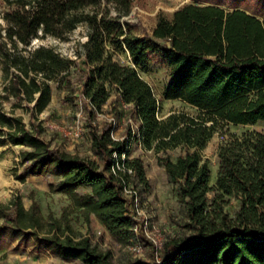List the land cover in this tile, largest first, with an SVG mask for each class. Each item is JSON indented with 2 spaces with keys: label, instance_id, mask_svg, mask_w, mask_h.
<instances>
[{
  "label": "trees",
  "instance_id": "obj_1",
  "mask_svg": "<svg viewBox=\"0 0 264 264\" xmlns=\"http://www.w3.org/2000/svg\"><path fill=\"white\" fill-rule=\"evenodd\" d=\"M2 2L0 142L25 147L20 152L25 174L57 178L49 191L65 195L69 204L59 217L44 216L35 200L25 207L14 195L0 202V238L82 264H113L109 250L74 231L69 215L77 212L85 222L94 216L121 246L135 240L137 222L124 190L132 176L147 182L141 160L128 156V141L135 135L147 150H183L175 159L166 155L158 162L175 185L192 233L165 239L161 264H264V17L239 8L228 11L219 3H185L170 15L159 14L150 32L134 33L138 26L126 17L136 0ZM78 27L85 28V40L76 58L33 43L48 37L67 40ZM122 52L129 64L117 59ZM152 61L169 71L164 99L187 103L194 113L158 117V100L139 74ZM51 81L76 86L95 158L52 147L41 135L38 115L51 101ZM113 91L137 123L136 134L128 130L131 138L114 139L112 122H94ZM17 108L29 112L28 123L15 114ZM229 124L251 129L238 135L229 132ZM218 131L222 140L212 188L200 151ZM225 197L239 201L233 214L225 210ZM133 264L155 261L139 258Z\"/></svg>",
  "mask_w": 264,
  "mask_h": 264
},
{
  "label": "rangeland",
  "instance_id": "obj_2",
  "mask_svg": "<svg viewBox=\"0 0 264 264\" xmlns=\"http://www.w3.org/2000/svg\"><path fill=\"white\" fill-rule=\"evenodd\" d=\"M185 3L205 5L208 3H219L225 10L233 8L243 9L258 18L264 17V0H136L131 13L126 17L137 24L138 29L134 33L150 32L159 14L170 15L174 10ZM5 10V5L0 0V12ZM1 23V19H0ZM85 28L78 27L67 40H58L48 37L44 40H34L35 44H45L54 47L61 54L76 58L79 43L85 40ZM120 63L129 64L127 53L116 55ZM78 60V59H77ZM139 74L146 80L158 100L157 115L165 117L172 111H183L194 113L196 110L180 100H166L163 97L164 90L169 80V71L164 66L152 61L148 62ZM3 86V75L0 66V91ZM52 96L47 108L38 115V122L44 130L41 135L52 147H58L68 152H75L81 157L95 158L90 145L89 126L87 114L79 101V93L76 86L65 88L57 81L50 82ZM10 102L4 103L5 110H9ZM16 115L22 116L28 123L29 112L22 108L15 110ZM132 118V124L127 119ZM112 122L114 126L113 136L116 139L131 138L128 130H134L136 125L131 115L130 106L122 105L116 95L112 92L108 98L103 112L95 114L94 122ZM230 133L241 134L251 129L250 126L229 124ZM134 136V137H133ZM222 140L220 131L216 132L200 151L206 160L210 170L209 186L214 188L216 172L218 168L217 147ZM25 147L13 145L3 139L0 142V179L3 186L0 187V202H8L14 195L21 197L25 207L35 200L44 216L52 213L59 217L64 207L69 204L66 196L60 193H51L48 184L56 183L57 178L53 176L26 175L20 158V152ZM183 150L180 147L169 150L145 149L135 135L128 141L129 158L141 160L146 183H139L135 176L130 178V184L125 192L128 199L129 209L135 214L137 221L141 223L147 218L149 224L155 226L159 233L154 234L161 240L172 237L188 236L192 231L185 226V210L177 200L175 185L169 183L164 167L158 162V158L168 155L175 159ZM128 190H130L128 192ZM84 192V189H80ZM213 191L209 193L212 197ZM136 199V206L133 200ZM227 201L225 210L230 214L237 209L239 201L234 197H225ZM70 224L78 234L86 235L92 244L102 250L111 252L113 264H133L139 258H150L157 260L161 258L160 252H156L153 244L145 236L141 227L137 230L140 247L133 245L121 246L109 235L103 225L94 217L90 216L88 222L77 212L69 215ZM0 264H82L79 259L63 257L51 250L35 247L32 244L13 240L10 237L0 238Z\"/></svg>",
  "mask_w": 264,
  "mask_h": 264
},
{
  "label": "built area",
  "instance_id": "obj_3",
  "mask_svg": "<svg viewBox=\"0 0 264 264\" xmlns=\"http://www.w3.org/2000/svg\"><path fill=\"white\" fill-rule=\"evenodd\" d=\"M127 122H129L130 124H132V118L129 117V118L127 119ZM136 130H137V125H136ZM132 132L134 133V130H132ZM111 135H112V137H113L114 139H116V138L113 136V130H112V132H111ZM139 143H140V142H139ZM140 144H141V143H140ZM129 191H130V190H128V192H129ZM124 192H127V189H125ZM133 202H134V206H136V205H137V204H136V199H134ZM131 215H132V217L134 218V220H136V222H137L136 225H135V227H134V231H135V234H136V238H135V240L131 243V245H133V246H135V247H140V245H139L140 242H139V239H138V237H137V230H138L139 227H141L142 230H143V232H144V234H145V236H146V237L149 239V241L153 244L155 251H156V252H160V250H161V248H162V245H163V240H161L160 238H157V237L154 236V234L159 233L158 229H157L155 226L149 224V221H148L147 218H144V220H143L141 223H139V222L137 221V218H136L135 214H132V213H131ZM161 261H162V259L159 258V257H157V260H155V264H161Z\"/></svg>",
  "mask_w": 264,
  "mask_h": 264
},
{
  "label": "crops",
  "instance_id": "obj_4",
  "mask_svg": "<svg viewBox=\"0 0 264 264\" xmlns=\"http://www.w3.org/2000/svg\"><path fill=\"white\" fill-rule=\"evenodd\" d=\"M113 93L116 95V97L118 98V101L122 104V105H125V104H123L120 100H119V95H118V93L116 92V91H113ZM106 105V104H105Z\"/></svg>",
  "mask_w": 264,
  "mask_h": 264
},
{
  "label": "bare ground",
  "instance_id": "obj_5",
  "mask_svg": "<svg viewBox=\"0 0 264 264\" xmlns=\"http://www.w3.org/2000/svg\"><path fill=\"white\" fill-rule=\"evenodd\" d=\"M4 184H3V182H1V179H0V187H2Z\"/></svg>",
  "mask_w": 264,
  "mask_h": 264
}]
</instances>
